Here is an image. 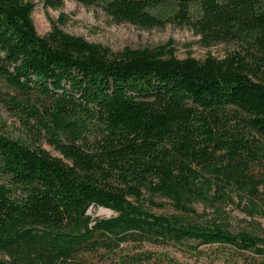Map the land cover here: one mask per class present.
<instances>
[{
	"label": "trees",
	"instance_id": "trees-1",
	"mask_svg": "<svg viewBox=\"0 0 264 264\" xmlns=\"http://www.w3.org/2000/svg\"><path fill=\"white\" fill-rule=\"evenodd\" d=\"M72 1L237 49L113 53L54 23L40 36L33 3L0 0V109L21 127L11 139L0 122V264H182L167 251L184 248L197 264L213 246L264 264V238L215 219L263 215L264 0Z\"/></svg>",
	"mask_w": 264,
	"mask_h": 264
},
{
	"label": "rangeland",
	"instance_id": "rangeland-1",
	"mask_svg": "<svg viewBox=\"0 0 264 264\" xmlns=\"http://www.w3.org/2000/svg\"><path fill=\"white\" fill-rule=\"evenodd\" d=\"M34 4L31 18L40 36H44L50 30V24L54 23L64 33L80 37L88 43L100 45L110 49L113 53L130 49H154L165 47L166 51L173 53L177 59L194 58L203 60L208 56L222 59L229 52L236 50L235 44H216L205 47L201 44L199 37L195 36L186 26L166 25L163 29H141L129 24H115L111 19L97 7L86 8L72 0H65L58 9H44L40 0H24ZM62 18L61 20L59 18ZM0 122L2 132L8 138H21V127L18 122L0 109ZM42 148L48 151L53 157L58 154L45 142ZM264 206V202L261 203ZM200 212L201 206H196ZM103 210H90L92 218H108L109 215ZM156 214H170L166 211H154ZM222 217H216L233 232L246 231L264 238V209L263 215L247 217L234 205L224 207ZM209 219L213 214L207 211ZM203 249V255L197 264H236L232 259H225L220 250L213 246ZM169 256L175 258L182 264H193L194 257H190L187 249L179 252H168Z\"/></svg>",
	"mask_w": 264,
	"mask_h": 264
},
{
	"label": "water",
	"instance_id": "water-1",
	"mask_svg": "<svg viewBox=\"0 0 264 264\" xmlns=\"http://www.w3.org/2000/svg\"><path fill=\"white\" fill-rule=\"evenodd\" d=\"M101 210H103V209H101ZM106 211H108V212H109V215L111 214V212H110L109 210H106Z\"/></svg>",
	"mask_w": 264,
	"mask_h": 264
},
{
	"label": "bare ground",
	"instance_id": "bare-ground-1",
	"mask_svg": "<svg viewBox=\"0 0 264 264\" xmlns=\"http://www.w3.org/2000/svg\"><path fill=\"white\" fill-rule=\"evenodd\" d=\"M102 212H105L107 214V211L103 210Z\"/></svg>",
	"mask_w": 264,
	"mask_h": 264
}]
</instances>
